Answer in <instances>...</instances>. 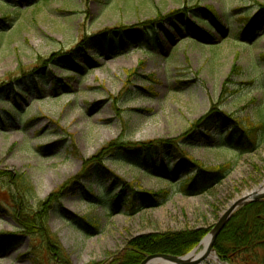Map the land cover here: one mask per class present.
I'll use <instances>...</instances> for the list:
<instances>
[{
	"label": "rangeland",
	"instance_id": "obj_1",
	"mask_svg": "<svg viewBox=\"0 0 264 264\" xmlns=\"http://www.w3.org/2000/svg\"><path fill=\"white\" fill-rule=\"evenodd\" d=\"M29 1L0 0V20L8 19L5 30H0V171L7 177H24L34 188L27 203L29 215L76 178L87 160L118 139L179 140L180 149L207 166L232 164L222 183L191 197L172 192L160 152L141 168L131 166L144 161L135 154L95 164L91 178L66 190L45 222L70 264H113L129 242L143 235L205 229L208 236L234 201L263 185L264 146L253 154H241L212 145L209 139L186 144L180 139L213 109L242 120L243 125L245 119L264 121V63L257 64L264 55V0ZM210 7L218 18L207 10ZM173 11H181L180 20L173 16L158 28L162 48L149 44L147 35L134 37L129 49L120 52L88 49L84 43L103 31L136 26ZM241 18L252 21V37H239ZM255 18L261 21L258 26ZM199 19L212 29L199 24L200 31L217 38L214 45L195 33L187 34ZM246 42L256 43L249 48ZM76 48H80L77 57L64 56ZM234 66L239 69L236 73ZM231 75L230 93L222 98ZM55 90L59 91L54 94ZM211 135L219 143L226 139L227 129ZM165 154L173 155L172 146ZM112 176L127 186L137 183L136 206L142 209L137 216L126 210L124 198L131 195L130 188ZM140 188L153 193L168 189L172 199L149 208L142 195L135 194ZM90 191L107 197L92 207ZM119 194L124 201L117 208L113 203L105 208L103 203ZM85 217H98L101 228L87 225ZM29 222L9 202L5 181L0 180V239L4 238L0 264L43 260L33 251L36 238L25 233Z\"/></svg>",
	"mask_w": 264,
	"mask_h": 264
},
{
	"label": "trees",
	"instance_id": "obj_2",
	"mask_svg": "<svg viewBox=\"0 0 264 264\" xmlns=\"http://www.w3.org/2000/svg\"><path fill=\"white\" fill-rule=\"evenodd\" d=\"M207 10L213 17L218 18L217 13H215L213 8L210 7L207 8ZM179 13H181V11H173L165 16L159 14L155 19L149 20L145 23H140L136 26H121L115 30H106L102 33L96 34L94 37L85 39L84 43L88 45V49L99 48L101 50L120 52L127 51L129 49V46L133 44L132 42L135 39L134 37L147 35L149 44H154L152 46L156 48H162L164 43L158 37V28L161 24L170 21L171 17L172 20L174 17L180 20L181 16ZM256 19L257 18L254 20ZM7 20L8 19L6 18L0 20V30H5L4 24ZM239 22L243 23L244 26L239 37H252L255 31L252 28V21L246 18H241L239 19ZM257 22L258 26L261 21L257 19ZM205 23L207 24L206 21L199 19L194 27L187 24V26L190 25L189 28H191L190 32L187 34L195 33L196 36L201 37L202 40L209 41L210 44L214 45L217 38L200 31L199 24L204 25ZM204 26L212 31V29L207 25ZM179 31L182 32L183 30L179 28ZM150 35L152 36L150 37ZM169 36L171 37L172 34L170 33ZM189 36L190 35L187 36V40L189 39ZM149 37L151 39H149ZM260 39L261 38L257 41ZM91 40L95 41L90 43ZM99 40H102V42ZM97 42L101 43L97 45ZM256 42L252 45L246 42L245 46L251 48ZM79 50L80 48L73 49L72 51L65 53L64 56L66 58L77 57ZM86 50L87 49H85V51ZM55 60L56 59L52 58L51 62L55 63ZM260 61L264 63L263 54H261L259 59H257V64L259 66ZM90 63H92V65L96 64L93 61ZM238 70L239 69L234 66L232 71L233 73H236ZM232 77L233 76L231 75L227 79V83L224 85L221 93L222 98L230 93L228 85L232 83ZM64 87L65 89H71V87L67 85H64ZM58 91L59 90H55L54 94ZM38 93L40 96H43L42 92L38 91ZM16 97L17 94L14 95V98ZM241 121L242 120L234 118V116L224 114L219 110H216L215 112L213 109L201 119L195 121L191 125L190 129L183 134L180 142H185L186 144L189 141L209 139L212 145L219 144L226 148H234L241 154H253L264 146V121H259L255 124L250 119H245L244 125ZM2 125L5 127V124ZM220 128L227 129V136L224 141H220L218 143L215 141L214 137H212L211 133L212 131H217ZM178 141L179 140H152L143 143H133L124 141L123 139H118L108 143L96 156L86 161L84 170L76 178L70 180L68 184H65L59 189V191L52 194L50 199L41 205L39 211L36 214L31 215H29L31 207H29V204L27 205V203L34 194V188L24 177L15 179L13 175L7 177L6 173L0 171V180L5 181V189L9 195V202L17 205V208L21 210V215L23 216L24 214L25 220H32V222L28 223V226L30 227H26L25 233H27L31 238H36L37 244L33 247V251L37 252L43 259L40 261V264H70L69 260L65 257V251L61 247L57 236L49 232L46 227L47 223L45 224V222H48L49 212L52 210L53 204L57 201V199L60 196L62 198L64 193H66V190L70 187L74 190L80 180H89L91 178L90 170L97 163L103 165V161H106L113 156L122 157L127 154H135L142 157L144 161L141 165L131 166L141 168L144 164L152 162V158H155L157 156L156 153L160 152L163 154L161 158L162 163L160 165L166 164V166H162L164 170L167 171L165 173L167 177L163 175L164 178H166L165 180L171 183L170 185L174 190L172 191L174 194H180L184 197L205 194L210 187L217 186L222 183V181L230 173L232 168L231 162L220 166H207L202 162L196 161L187 152L180 149V145L177 144ZM169 146H172L173 148V157L165 154V150H167V147ZM101 174H103V171ZM115 179L120 184L130 188L129 190L131 195L124 198L126 203L129 205L128 207L126 206V210L130 215L137 216L142 211L141 208L136 206L138 195H134L137 183H132L127 186L123 180L117 178ZM112 186H114L113 183L107 188V194L111 192L110 188ZM139 190L140 192L135 194H139V196L141 194L144 204L149 208L163 206L172 199V193L168 191V189L161 190L157 193L145 191L141 188ZM90 196L94 200L90 203V206L92 207L98 206L102 203V200L107 197L106 194L96 197L92 191H90ZM124 199L123 195L119 194L118 196L112 198L110 203L106 201L103 205L107 208L108 204L113 203L114 208H117V205H120ZM28 216L32 217V219H28ZM82 220L85 221L87 225L94 227L96 230L101 228V221L98 217H94L91 220H89L88 217H85L82 218ZM206 236L207 231L205 229L179 233H153L143 235L129 242L122 255L114 261L113 264H144L151 257L161 254L184 256L195 249ZM2 239L4 238H1L0 240ZM39 240L40 242L38 243ZM215 250L220 260L224 263L264 264V255L262 254L264 251V200L248 204L235 213L218 236L215 244ZM58 260L60 261L58 262Z\"/></svg>",
	"mask_w": 264,
	"mask_h": 264
},
{
	"label": "water",
	"instance_id": "obj_3",
	"mask_svg": "<svg viewBox=\"0 0 264 264\" xmlns=\"http://www.w3.org/2000/svg\"><path fill=\"white\" fill-rule=\"evenodd\" d=\"M264 184V183H263ZM264 200V186L261 185L259 189H255L249 193H246L242 198L237 199L234 201L230 207L224 212V214L220 217L219 222L213 228L212 232L199 244L197 248H195L192 252L185 256H173V255H156L151 257L146 263L144 264H206L209 263V257L214 256L217 259L219 264L223 263L217 252L215 250V244L218 239V236L229 223L231 218L234 216L236 212H238L244 206L260 202ZM208 241L206 245L204 243ZM201 245H204L203 250L197 253V250Z\"/></svg>",
	"mask_w": 264,
	"mask_h": 264
},
{
	"label": "bare ground",
	"instance_id": "obj_4",
	"mask_svg": "<svg viewBox=\"0 0 264 264\" xmlns=\"http://www.w3.org/2000/svg\"><path fill=\"white\" fill-rule=\"evenodd\" d=\"M263 186H264V184H263ZM256 189H259V188H256ZM250 192V191H249ZM248 192V193H249ZM208 243V241H206L205 243H204V245H206ZM209 263H206V264H219L218 262H217V259H215V257L214 256H212V257H209ZM157 264H160V263H157Z\"/></svg>",
	"mask_w": 264,
	"mask_h": 264
}]
</instances>
